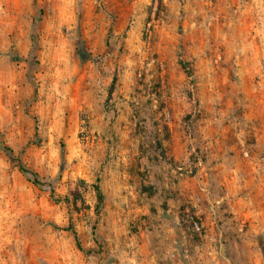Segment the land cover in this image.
<instances>
[{"label": "rangeland", "instance_id": "1", "mask_svg": "<svg viewBox=\"0 0 264 264\" xmlns=\"http://www.w3.org/2000/svg\"><path fill=\"white\" fill-rule=\"evenodd\" d=\"M0 264H264V0H0Z\"/></svg>", "mask_w": 264, "mask_h": 264}, {"label": "trees", "instance_id": "2", "mask_svg": "<svg viewBox=\"0 0 264 264\" xmlns=\"http://www.w3.org/2000/svg\"><path fill=\"white\" fill-rule=\"evenodd\" d=\"M20 170H21V172H23V173H25V174H27V175L30 176V181H31V182H33V183L36 184V185H41V182H40V179H39L37 173H35V172H33V171L27 169L26 167H24V166H22V165L20 166ZM95 190H96L97 199H98L97 208H98V210H99V208H100V206H101V204H102L103 195H102V192H101L100 186H99L98 184L95 185ZM73 233H74V231H73ZM74 234H75V233H74ZM94 237H95V241H96V243L99 244L98 236H97V233L95 232V230H94ZM76 242H77V245H78V247L80 248V250H82V246H81V244H80V242H79V240H78L77 237H76Z\"/></svg>", "mask_w": 264, "mask_h": 264}]
</instances>
